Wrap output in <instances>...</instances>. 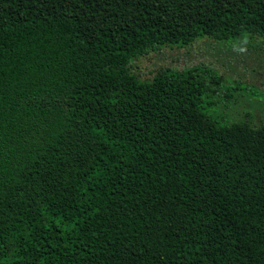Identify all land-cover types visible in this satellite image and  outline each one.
<instances>
[{"label": "trees", "instance_id": "1", "mask_svg": "<svg viewBox=\"0 0 264 264\" xmlns=\"http://www.w3.org/2000/svg\"><path fill=\"white\" fill-rule=\"evenodd\" d=\"M201 39L264 45V0H0V264H264V123L133 68Z\"/></svg>", "mask_w": 264, "mask_h": 264}, {"label": "rangeland", "instance_id": "2", "mask_svg": "<svg viewBox=\"0 0 264 264\" xmlns=\"http://www.w3.org/2000/svg\"><path fill=\"white\" fill-rule=\"evenodd\" d=\"M199 65L214 68L222 77L212 86L213 93L234 97V101L219 100L213 107L207 98L204 103L214 117L224 118L226 125L250 114L253 124L264 123V45L259 40L230 45L201 39L191 47L161 48L133 62L135 72L144 79H151L162 69L182 71Z\"/></svg>", "mask_w": 264, "mask_h": 264}, {"label": "clouds", "instance_id": "3", "mask_svg": "<svg viewBox=\"0 0 264 264\" xmlns=\"http://www.w3.org/2000/svg\"><path fill=\"white\" fill-rule=\"evenodd\" d=\"M239 51L243 52V51H244V49H239Z\"/></svg>", "mask_w": 264, "mask_h": 264}]
</instances>
